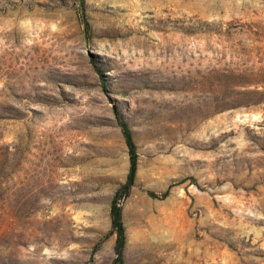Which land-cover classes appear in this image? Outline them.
Wrapping results in <instances>:
<instances>
[{
	"label": "rangeland",
	"instance_id": "1",
	"mask_svg": "<svg viewBox=\"0 0 264 264\" xmlns=\"http://www.w3.org/2000/svg\"><path fill=\"white\" fill-rule=\"evenodd\" d=\"M0 264H264V0H0Z\"/></svg>",
	"mask_w": 264,
	"mask_h": 264
},
{
	"label": "trees",
	"instance_id": "2",
	"mask_svg": "<svg viewBox=\"0 0 264 264\" xmlns=\"http://www.w3.org/2000/svg\"><path fill=\"white\" fill-rule=\"evenodd\" d=\"M118 124L121 128L122 135L127 147L129 155V170L125 184L115 193L110 204V218H111V230L115 234V251L118 254V258L125 245V229L122 222L121 207L118 203L121 195L127 196L130 189L134 185L135 175L137 170L138 155L136 152V146L133 142L131 132L128 129L127 124L122 118L117 117ZM151 197H157L153 192L148 193ZM166 193L162 196L164 197Z\"/></svg>",
	"mask_w": 264,
	"mask_h": 264
}]
</instances>
